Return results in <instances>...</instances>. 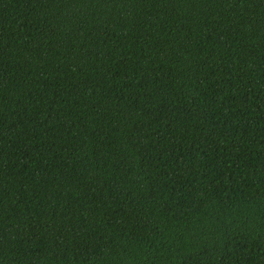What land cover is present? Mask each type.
<instances>
[{
  "label": "trees",
  "instance_id": "16d2710c",
  "mask_svg": "<svg viewBox=\"0 0 264 264\" xmlns=\"http://www.w3.org/2000/svg\"><path fill=\"white\" fill-rule=\"evenodd\" d=\"M0 264H264V0H0Z\"/></svg>",
  "mask_w": 264,
  "mask_h": 264
}]
</instances>
